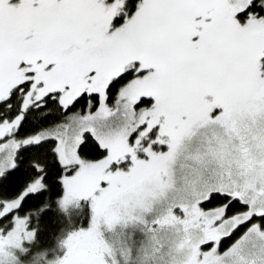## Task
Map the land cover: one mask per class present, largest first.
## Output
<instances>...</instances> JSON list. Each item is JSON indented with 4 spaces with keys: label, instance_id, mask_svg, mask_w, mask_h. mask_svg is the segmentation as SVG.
I'll return each mask as SVG.
<instances>
[{
    "label": "snow or ice",
    "instance_id": "obj_1",
    "mask_svg": "<svg viewBox=\"0 0 264 264\" xmlns=\"http://www.w3.org/2000/svg\"><path fill=\"white\" fill-rule=\"evenodd\" d=\"M0 264H264V0H0Z\"/></svg>",
    "mask_w": 264,
    "mask_h": 264
}]
</instances>
